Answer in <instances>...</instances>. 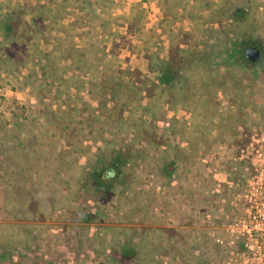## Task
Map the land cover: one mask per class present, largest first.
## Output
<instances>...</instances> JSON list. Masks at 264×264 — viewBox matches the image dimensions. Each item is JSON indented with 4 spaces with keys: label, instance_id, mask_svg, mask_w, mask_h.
<instances>
[{
    "label": "trees",
    "instance_id": "16d2710c",
    "mask_svg": "<svg viewBox=\"0 0 264 264\" xmlns=\"http://www.w3.org/2000/svg\"><path fill=\"white\" fill-rule=\"evenodd\" d=\"M235 1L162 0L166 49L141 36L149 77L122 68L118 55L105 48V40L118 36L115 0H0V82L35 92L37 102L0 119V263L29 248L53 216L81 210V194L113 209L102 214L90 207L84 217L109 215L94 238L101 264L144 262L150 233H135L137 227L126 233L123 217L150 221L157 230L153 222L165 218L168 203L145 187L137 168L157 164L163 176L188 171L215 145L243 149L264 126L263 105L256 101L262 60L244 56L257 47L264 57V30L257 13ZM134 7L139 32L145 9L131 3L130 12ZM126 20L134 22L132 15ZM182 21L186 29L175 26ZM46 94L58 99L55 108L44 102ZM223 94L235 104L227 113L218 103ZM87 140L101 144L90 151ZM79 155L86 157L84 167ZM234 162L241 179L248 163ZM60 184L78 188L76 197L55 199ZM224 243H215L222 257Z\"/></svg>",
    "mask_w": 264,
    "mask_h": 264
},
{
    "label": "rangeland",
    "instance_id": "374dc122",
    "mask_svg": "<svg viewBox=\"0 0 264 264\" xmlns=\"http://www.w3.org/2000/svg\"><path fill=\"white\" fill-rule=\"evenodd\" d=\"M161 1L115 0L116 6L112 9V15L116 21H114L113 28L118 32V36L105 40L104 45L108 51H114L118 55L122 61V68L128 65L152 77V74L146 71V59L140 47L142 45L141 36L143 40H156L154 44L158 47L161 45L166 49L167 40L161 33L159 25ZM248 1L237 0L235 4L244 7L250 6V10L257 13L259 26L264 30V0ZM20 2L23 3L26 0H20ZM138 2L145 9L144 27L139 32L135 31L140 26L138 22H135L139 14L138 8L134 7L130 12V4ZM254 4L255 9H253ZM131 15L135 24L133 21L126 20ZM24 17L26 20L29 19L28 11H25ZM175 26H182L186 29L188 24L186 21H182L176 23ZM181 41H183L182 38ZM259 61L261 62L258 66L260 71L256 80L258 86L256 101L262 104L264 109V57H260ZM9 87L10 84L8 85L4 81L0 82V119L4 117L3 114L9 116V109L14 110L18 107L16 111L19 112L21 110L19 107L28 108L31 105H37L34 98L35 92L31 93L28 89L13 91ZM44 98L45 103H51V107L55 108L58 99L52 94H46ZM83 98L86 99V96ZM143 102L146 103L147 99H144ZM218 103L220 110L224 113H227L235 105L225 94L219 96ZM183 115V111L177 112V117ZM84 144L88 145L90 151H94L101 143L98 141L95 144L87 140L84 141ZM240 148L226 144L215 145L211 153L196 159L191 169L188 171L179 169L172 176H163L157 164L146 169L137 168L145 187L168 203L166 207L158 205L159 210H163L165 207L167 215L163 220L158 218L153 222L157 230H151V224H148L150 221L140 222L133 217L131 219L123 217L126 224L122 225V228L126 229V233H131L130 227H137L138 231L136 230L135 233H150L149 237L145 238L147 242L142 246L141 259L144 262L141 264H211L212 262L224 264L225 256L222 257L221 251L215 247V243L217 237H226L219 230L220 223H225L228 217L237 212L231 204L235 189L230 183L240 180L236 177L234 167L236 164L234 161L244 159V148ZM78 163L81 167L85 166V155H79ZM243 171H245L244 168H242ZM69 183L72 185V181ZM71 185L69 186L71 187ZM64 186L59 185L61 195L56 194L54 198L61 200L75 198L79 191L78 188L76 190L73 187L61 189ZM113 191L116 192L117 188L115 187ZM76 199L77 203L82 205L81 210H70L63 214L62 218L53 216L48 230L44 231L40 238L31 241L29 248L21 250L19 254L14 253L10 260L0 264H101L102 258L97 257L93 251L96 244L94 238L96 233L101 231L100 225L108 223L109 215L90 221L84 217L90 207L102 214L104 212L112 213L113 209L108 203L88 202L82 194ZM127 209L124 207L122 212L128 211ZM139 229L141 230L139 231ZM149 260L150 263H147Z\"/></svg>",
    "mask_w": 264,
    "mask_h": 264
},
{
    "label": "built area",
    "instance_id": "2783aa9c",
    "mask_svg": "<svg viewBox=\"0 0 264 264\" xmlns=\"http://www.w3.org/2000/svg\"><path fill=\"white\" fill-rule=\"evenodd\" d=\"M243 158L248 163L243 178L230 183L237 212L220 223L226 237H217L216 243L226 240L224 264H264V126L252 133Z\"/></svg>",
    "mask_w": 264,
    "mask_h": 264
},
{
    "label": "water",
    "instance_id": "95a60500",
    "mask_svg": "<svg viewBox=\"0 0 264 264\" xmlns=\"http://www.w3.org/2000/svg\"><path fill=\"white\" fill-rule=\"evenodd\" d=\"M244 56L252 63L258 62L260 51L257 47H249L245 49Z\"/></svg>",
    "mask_w": 264,
    "mask_h": 264
},
{
    "label": "flooded vegetation",
    "instance_id": "af4514ba",
    "mask_svg": "<svg viewBox=\"0 0 264 264\" xmlns=\"http://www.w3.org/2000/svg\"><path fill=\"white\" fill-rule=\"evenodd\" d=\"M259 59H260V57H259ZM259 61V60H258ZM256 63V62H255ZM207 264V263H206ZM211 264H218V263H216V262H212Z\"/></svg>",
    "mask_w": 264,
    "mask_h": 264
}]
</instances>
